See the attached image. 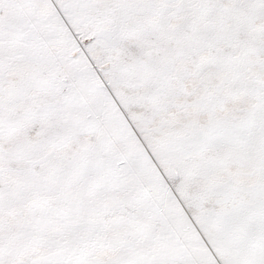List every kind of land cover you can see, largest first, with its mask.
Listing matches in <instances>:
<instances>
[{
  "label": "snow or ice",
  "instance_id": "1",
  "mask_svg": "<svg viewBox=\"0 0 264 264\" xmlns=\"http://www.w3.org/2000/svg\"><path fill=\"white\" fill-rule=\"evenodd\" d=\"M0 264H264V0H0Z\"/></svg>",
  "mask_w": 264,
  "mask_h": 264
}]
</instances>
